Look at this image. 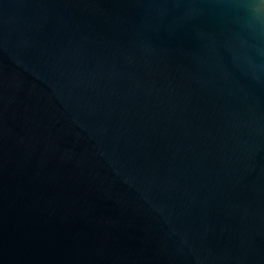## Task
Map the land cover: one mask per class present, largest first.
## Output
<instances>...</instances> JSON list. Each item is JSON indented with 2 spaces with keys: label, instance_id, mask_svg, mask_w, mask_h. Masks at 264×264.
I'll use <instances>...</instances> for the list:
<instances>
[{
  "label": "water",
  "instance_id": "water-1",
  "mask_svg": "<svg viewBox=\"0 0 264 264\" xmlns=\"http://www.w3.org/2000/svg\"><path fill=\"white\" fill-rule=\"evenodd\" d=\"M0 264H264V0H0Z\"/></svg>",
  "mask_w": 264,
  "mask_h": 264
}]
</instances>
